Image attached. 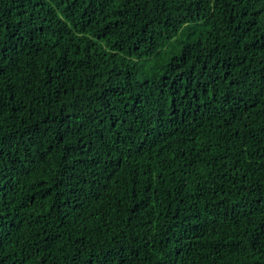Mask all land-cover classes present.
<instances>
[{
  "label": "trees",
  "instance_id": "obj_1",
  "mask_svg": "<svg viewBox=\"0 0 264 264\" xmlns=\"http://www.w3.org/2000/svg\"><path fill=\"white\" fill-rule=\"evenodd\" d=\"M0 264H264V0H0Z\"/></svg>",
  "mask_w": 264,
  "mask_h": 264
}]
</instances>
